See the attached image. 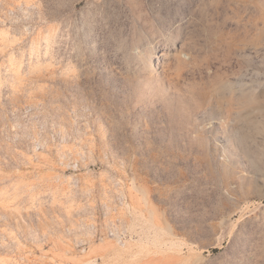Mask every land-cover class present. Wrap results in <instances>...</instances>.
<instances>
[{
	"label": "rangeland",
	"instance_id": "374dc122",
	"mask_svg": "<svg viewBox=\"0 0 264 264\" xmlns=\"http://www.w3.org/2000/svg\"><path fill=\"white\" fill-rule=\"evenodd\" d=\"M0 264H264V0H0Z\"/></svg>",
	"mask_w": 264,
	"mask_h": 264
},
{
	"label": "bare ground",
	"instance_id": "6f19581e",
	"mask_svg": "<svg viewBox=\"0 0 264 264\" xmlns=\"http://www.w3.org/2000/svg\"><path fill=\"white\" fill-rule=\"evenodd\" d=\"M119 242H120L121 244H123V243H124V242H122V241H120V240H119Z\"/></svg>",
	"mask_w": 264,
	"mask_h": 264
}]
</instances>
